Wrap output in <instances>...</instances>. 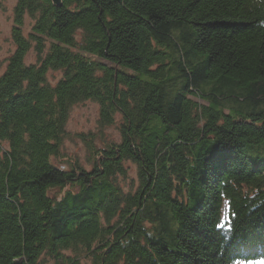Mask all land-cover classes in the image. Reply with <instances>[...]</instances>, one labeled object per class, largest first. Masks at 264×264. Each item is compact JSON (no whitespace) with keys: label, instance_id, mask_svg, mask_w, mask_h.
I'll return each mask as SVG.
<instances>
[{"label":"trees","instance_id":"trees-1","mask_svg":"<svg viewBox=\"0 0 264 264\" xmlns=\"http://www.w3.org/2000/svg\"><path fill=\"white\" fill-rule=\"evenodd\" d=\"M13 8L0 264L264 261V0ZM50 72L61 77L50 83ZM86 101L99 107L97 134L82 138L89 169L53 164Z\"/></svg>","mask_w":264,"mask_h":264},{"label":"rangeland","instance_id":"rangeland-1","mask_svg":"<svg viewBox=\"0 0 264 264\" xmlns=\"http://www.w3.org/2000/svg\"><path fill=\"white\" fill-rule=\"evenodd\" d=\"M16 0H0V75L6 68V59L12 55L14 51V44L11 40V28L13 26V7ZM31 21L29 18H25L24 33L28 32ZM35 61V54L32 51L29 52L25 63H33ZM48 75V81L55 83L61 74L57 72H50ZM98 108L97 105L91 101L86 103L76 104L72 107L67 123L65 126L66 135L62 140V146L59 153V158L52 160V163L61 166L63 168L69 167V163H77L89 169L90 165L87 161V149L82 142V138L87 139L90 133L97 134V121H98ZM107 136L111 135L115 140L118 139L117 131L114 127L105 129ZM96 141V139H94ZM128 178L124 182V185H128L130 181L136 179L135 166L127 164ZM127 187V186H126ZM227 207L224 208L222 217L223 221H227ZM40 264H52L51 261ZM86 264H91L87 262ZM237 264H264V261L254 260V262H238Z\"/></svg>","mask_w":264,"mask_h":264},{"label":"water","instance_id":"water-1","mask_svg":"<svg viewBox=\"0 0 264 264\" xmlns=\"http://www.w3.org/2000/svg\"><path fill=\"white\" fill-rule=\"evenodd\" d=\"M55 3H58L59 2V0H53Z\"/></svg>","mask_w":264,"mask_h":264}]
</instances>
